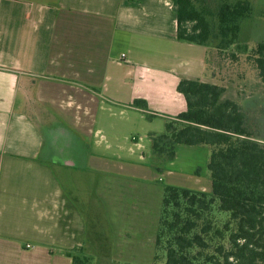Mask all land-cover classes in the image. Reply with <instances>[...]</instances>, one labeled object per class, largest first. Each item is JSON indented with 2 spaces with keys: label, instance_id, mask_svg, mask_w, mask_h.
I'll return each instance as SVG.
<instances>
[{
  "label": "crops",
  "instance_id": "obj_1",
  "mask_svg": "<svg viewBox=\"0 0 264 264\" xmlns=\"http://www.w3.org/2000/svg\"><path fill=\"white\" fill-rule=\"evenodd\" d=\"M176 31L169 0H0V264H73L79 246L151 264L163 186L211 192L207 147L153 164L180 80L216 84Z\"/></svg>",
  "mask_w": 264,
  "mask_h": 264
},
{
  "label": "trees",
  "instance_id": "obj_2",
  "mask_svg": "<svg viewBox=\"0 0 264 264\" xmlns=\"http://www.w3.org/2000/svg\"><path fill=\"white\" fill-rule=\"evenodd\" d=\"M169 1L177 39L221 53L239 44L243 24L254 13L249 0ZM245 50L264 85V42ZM177 90L187 109L167 120L164 133L149 135L154 168L162 173L179 144L207 147L212 187L204 193L163 186L152 264H264V143L239 103L225 98L226 87L183 79ZM133 105L148 108L141 99ZM65 253L73 264L92 260L80 246Z\"/></svg>",
  "mask_w": 264,
  "mask_h": 264
},
{
  "label": "rangeland",
  "instance_id": "obj_3",
  "mask_svg": "<svg viewBox=\"0 0 264 264\" xmlns=\"http://www.w3.org/2000/svg\"><path fill=\"white\" fill-rule=\"evenodd\" d=\"M249 1L253 4L254 13L243 24L239 44L222 53L215 48H210L207 54L206 71L209 78L216 84L227 88L225 98L238 102L244 109L254 135L261 143H264V85L257 77V70L247 62L245 53V47L250 49L258 42H264V0ZM231 54H235L237 59H233ZM90 264L125 263L92 257Z\"/></svg>",
  "mask_w": 264,
  "mask_h": 264
},
{
  "label": "built area",
  "instance_id": "obj_4",
  "mask_svg": "<svg viewBox=\"0 0 264 264\" xmlns=\"http://www.w3.org/2000/svg\"><path fill=\"white\" fill-rule=\"evenodd\" d=\"M27 247H30V246H27Z\"/></svg>",
  "mask_w": 264,
  "mask_h": 264
}]
</instances>
